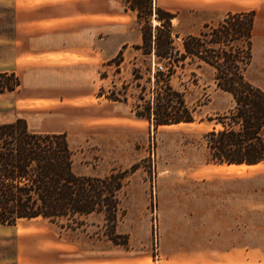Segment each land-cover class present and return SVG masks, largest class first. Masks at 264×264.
<instances>
[{"label":"rangeland","instance_id":"1","mask_svg":"<svg viewBox=\"0 0 264 264\" xmlns=\"http://www.w3.org/2000/svg\"><path fill=\"white\" fill-rule=\"evenodd\" d=\"M121 1L126 9L125 0ZM238 1L194 0L178 3L171 11L162 3L154 7L173 15L176 46L183 36L198 34L204 25L215 26L228 13L253 11L252 60L245 77L264 91V17L240 8ZM154 17L152 26L158 24ZM8 22L11 19L0 12V39L11 33L5 28ZM142 23L137 20L133 29H113L116 34L102 29V37L110 36L111 42L105 48L102 40L100 65L34 68L22 74L26 81L18 90L0 95V124L24 119L32 132L67 135L76 175L103 177L127 171L117 226L127 246L106 239L98 216H89L85 225L73 229L38 218L0 227V257L14 254L18 235L30 234L37 238L25 251L34 250L33 244L39 242L47 246L60 241L70 260L86 257L92 247L95 253L100 250L101 264H217L218 247L228 248L233 240L238 250L225 264H264V163L247 167L206 161L202 134L214 125L207 119L231 105V97L216 88L213 70L190 63L171 78V85L184 93L194 109L192 123L154 129L134 115L136 84L147 86L146 69L154 67L133 49L141 44ZM138 35L140 42L132 43ZM118 39L130 44L108 57ZM119 51L123 56L119 70L106 66ZM7 54L0 44V70L12 69ZM134 70L142 80H134ZM111 92L120 101L107 100ZM253 239L258 255L249 261L248 245Z\"/></svg>","mask_w":264,"mask_h":264},{"label":"trees","instance_id":"2","mask_svg":"<svg viewBox=\"0 0 264 264\" xmlns=\"http://www.w3.org/2000/svg\"><path fill=\"white\" fill-rule=\"evenodd\" d=\"M125 4L140 24L143 21L141 44L133 49L154 65L153 70L146 69L148 87L136 84L134 115L154 129L192 123L194 109L171 85V78L186 64L206 65L213 70L216 88L231 97L226 110L207 119L214 125L202 134L206 161L219 166L264 163V91L245 77L252 60L254 12L228 13L215 26L204 25L198 34L183 36L176 46L171 13L154 7V0H125ZM122 61L119 51L105 65L119 70ZM134 80H142L138 71ZM20 84L14 72H0V95L15 92ZM105 98L120 101L115 92ZM73 156L65 133L32 132L24 119L0 124V227L41 218L73 229L94 215L101 218L106 239L126 247L127 238L117 233V226L127 171L79 176L73 171Z\"/></svg>","mask_w":264,"mask_h":264},{"label":"crops","instance_id":"3","mask_svg":"<svg viewBox=\"0 0 264 264\" xmlns=\"http://www.w3.org/2000/svg\"><path fill=\"white\" fill-rule=\"evenodd\" d=\"M193 1L154 0V4L160 6L159 3H162L164 9L171 11L178 3ZM237 5L254 10L259 13L258 16L264 17V0H239ZM0 12L11 19L5 26L11 29L10 37L0 39V44H4V49L8 50L6 57L12 66L11 70L0 72H18L21 85L26 81L22 74L34 68L51 65L77 69L86 65H100L102 40L105 48L111 42L110 36L102 37V29H109L116 34L117 31L113 29H133L137 24L135 12L125 9L121 0H0ZM111 31L104 34H111ZM131 42L138 44L140 35ZM129 44L127 39L114 41L111 45L114 52L108 57ZM21 67L24 69L20 70ZM33 238L37 236L18 235L14 254L0 257V264H73L79 261L80 264H101L100 250L95 253L92 247L86 257L78 255L70 260L64 255L60 241L57 244L52 241L47 246L37 241L40 244H33L34 250L25 251V247L33 243ZM237 250L234 240L228 248L220 245L217 264H225V259L233 258ZM248 254L249 261L253 255H258L255 239L248 245Z\"/></svg>","mask_w":264,"mask_h":264},{"label":"bare ground","instance_id":"4","mask_svg":"<svg viewBox=\"0 0 264 264\" xmlns=\"http://www.w3.org/2000/svg\"><path fill=\"white\" fill-rule=\"evenodd\" d=\"M248 167V166H247Z\"/></svg>","mask_w":264,"mask_h":264}]
</instances>
